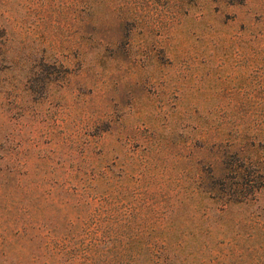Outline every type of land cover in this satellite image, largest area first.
<instances>
[{
    "label": "rangeland",
    "instance_id": "rangeland-1",
    "mask_svg": "<svg viewBox=\"0 0 264 264\" xmlns=\"http://www.w3.org/2000/svg\"><path fill=\"white\" fill-rule=\"evenodd\" d=\"M0 264H264V0H0Z\"/></svg>",
    "mask_w": 264,
    "mask_h": 264
}]
</instances>
